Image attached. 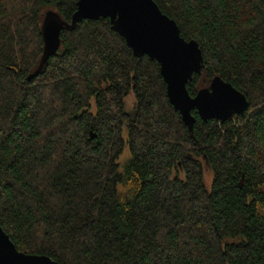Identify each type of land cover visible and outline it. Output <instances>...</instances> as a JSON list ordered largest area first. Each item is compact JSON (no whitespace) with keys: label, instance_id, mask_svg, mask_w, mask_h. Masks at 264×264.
I'll return each instance as SVG.
<instances>
[{"label":"trees","instance_id":"16d2710c","mask_svg":"<svg viewBox=\"0 0 264 264\" xmlns=\"http://www.w3.org/2000/svg\"><path fill=\"white\" fill-rule=\"evenodd\" d=\"M77 1L0 0L3 231L57 264H264V0H153L201 50L189 95L219 76L248 102L190 130L108 19L61 27L42 61L44 16Z\"/></svg>","mask_w":264,"mask_h":264},{"label":"water","instance_id":"95a60500","mask_svg":"<svg viewBox=\"0 0 264 264\" xmlns=\"http://www.w3.org/2000/svg\"><path fill=\"white\" fill-rule=\"evenodd\" d=\"M108 19L111 29L125 41L133 55L146 56L159 65L169 104L190 130L192 110L203 121L231 120L248 107L246 97L219 76L211 79L194 97L187 91L193 75L203 68L201 50L196 41L180 36L176 23L163 14L153 0H78L69 24L48 12L43 19L42 61L58 49L60 29H72L83 20ZM31 76H29V79ZM0 264H57L48 256L25 254L15 247L0 226Z\"/></svg>","mask_w":264,"mask_h":264},{"label":"rangeland","instance_id":"374dc122","mask_svg":"<svg viewBox=\"0 0 264 264\" xmlns=\"http://www.w3.org/2000/svg\"><path fill=\"white\" fill-rule=\"evenodd\" d=\"M133 103H134V97L130 93L125 99L126 110H131V108L133 107ZM92 104H93V102H91V105ZM129 157H130V153H129L128 149L125 148L122 155L117 160V163L119 164V166L122 167L123 164L129 159ZM203 181H204V185H205L206 189L209 190L210 185H211V174H210L209 170L207 169V167H205V166H204V173H203Z\"/></svg>","mask_w":264,"mask_h":264}]
</instances>
